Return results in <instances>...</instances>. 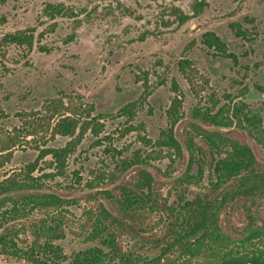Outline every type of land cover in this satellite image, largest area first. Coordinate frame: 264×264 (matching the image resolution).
Instances as JSON below:
<instances>
[{
	"label": "rangeland",
	"instance_id": "rangeland-1",
	"mask_svg": "<svg viewBox=\"0 0 264 264\" xmlns=\"http://www.w3.org/2000/svg\"><path fill=\"white\" fill-rule=\"evenodd\" d=\"M200 1L0 0V184L10 178H25L29 165L38 161L32 176L53 174L44 178L46 189L78 200L66 214V237L55 242L68 260L98 245L86 241L91 228L89 212L98 207L88 198L97 189L91 190L88 184L97 185L100 178L108 177L118 159L138 155L150 164L142 168L154 174L159 173L158 169L168 170V177L156 174L163 183L162 194L168 205L176 204L182 193L193 198L207 191L208 172L198 185L174 188L173 182L187 171L185 148V157L179 159L167 149L147 146L142 139L155 142L169 128L167 111L173 97H179L184 114L176 133L187 121L197 122L190 114L210 107L212 98L219 100L217 111L245 89L242 101L264 113V94L257 88H264V0H207L201 14L184 25L167 24L174 20L171 8L192 15ZM59 4L72 10L74 16L51 18L45 14L48 5ZM245 18H254V24ZM233 22L247 29L255 26L258 37L251 41L237 38L230 28ZM25 31L34 32L32 50L4 41L7 35ZM207 31L219 35L229 51L238 56V66L212 56V51L202 45V34ZM185 60L191 64L180 68ZM174 81L180 87L178 93L174 91ZM146 87L148 95L144 93ZM135 101L141 105L135 118L128 120L121 109ZM90 106L94 109L88 121L94 122L97 135L88 131L79 143L75 137L53 135L62 115H81L84 121L90 117ZM129 127L135 130L128 132ZM207 129L229 131L233 137H241L242 133L237 127ZM71 141L77 145L60 175L52 158L42 157V153L65 147ZM106 147L122 153H108ZM196 172V167L190 171ZM130 174H124L117 184ZM106 183L108 188L114 186ZM43 216L41 212L32 213L30 219ZM164 220V213L158 212L143 213L135 221H128L130 227L120 235V247L143 259L159 258L162 247L155 241L165 232ZM242 221L238 211L222 215L226 231L240 229ZM6 225L19 233L20 246L31 243L33 228L26 218H9ZM186 259L174 250L165 254L160 264H202L204 260ZM0 264L31 263L0 250Z\"/></svg>",
	"mask_w": 264,
	"mask_h": 264
},
{
	"label": "trees",
	"instance_id": "trees-1",
	"mask_svg": "<svg viewBox=\"0 0 264 264\" xmlns=\"http://www.w3.org/2000/svg\"><path fill=\"white\" fill-rule=\"evenodd\" d=\"M206 1L196 3L192 15L177 7L171 8L170 14L174 20L167 24L176 22L184 25L201 14L207 6ZM45 14L51 18L59 15L74 16L73 11L65 9L62 4L48 5ZM245 21L254 24L255 19L245 18ZM230 28L237 38L247 41L259 35L255 26L247 29L233 22ZM4 41L32 50L35 35L33 31L18 32L5 36ZM201 43L212 51V56L239 65L238 56L229 51L227 44L215 32L203 33ZM185 64L190 65L191 61L181 62L180 68ZM173 88L175 92H180L175 81ZM257 88L264 94L263 87ZM144 93L150 94L147 87ZM245 95L246 89L236 98L230 99L229 105H223L217 111L219 100L212 98L210 107L190 114L197 122L187 121L178 133L175 128L183 120L184 114L181 112V101L175 96L167 111L169 128L163 130L155 142L142 138L147 146L167 149L171 156L179 159L185 157V148L188 153L187 171L173 182L174 188H182L183 184L198 185L208 172L207 191L199 192L193 198H187L182 193L176 204L168 205L162 194L163 183L156 178L158 174L170 176L168 170L158 169L159 173L154 174L141 167L150 164L138 155L118 159L108 177L100 178L97 185L88 184L91 190L97 189L89 193L88 198L97 202L98 207L95 212H89L91 228L86 241L98 245L68 260L55 242L66 237V214L69 207L78 204V200L63 198L46 189L44 178L54 177L53 174L44 175V178L32 176L37 161L29 165L31 168L25 178H10L0 184V250L25 258L31 264H160L161 258L174 250H179L188 262L203 258L202 264H264V113L262 109H252L242 101ZM139 104V101H135L125 105L121 114L133 120ZM93 109L90 106L88 116ZM90 118L81 121V115H62L53 129V135L75 137L78 143L88 131L97 135L99 131L93 121H88ZM207 127H237L242 133L241 137H233L229 131H210ZM133 129L129 127L127 131ZM102 142L99 141V144ZM76 145L71 141L62 148H49L43 151L42 157L50 156L52 164L63 175L67 158ZM105 150L108 153L114 151L118 155L122 153L111 150V147ZM193 167L197 168L196 174L190 173ZM128 171L131 174L117 184ZM106 182L114 186L108 188ZM237 211L242 215V227L226 231L222 215ZM40 212L44 214L43 217L30 219L32 213ZM158 212L165 215V232L155 241L162 247V255L159 258L143 259L137 254L124 252L119 238L128 231V221H135L143 213ZM9 218H26L29 221L33 228V239L26 247L20 246L19 233L6 225Z\"/></svg>",
	"mask_w": 264,
	"mask_h": 264
}]
</instances>
